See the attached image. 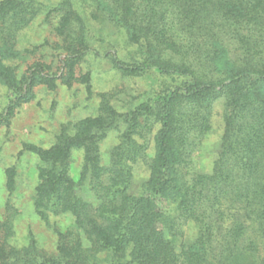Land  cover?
Here are the masks:
<instances>
[{
    "label": "trees",
    "instance_id": "obj_1",
    "mask_svg": "<svg viewBox=\"0 0 264 264\" xmlns=\"http://www.w3.org/2000/svg\"><path fill=\"white\" fill-rule=\"evenodd\" d=\"M78 5L100 23L103 52ZM54 11L71 76L93 52L124 74L168 80L126 111L104 97L100 114L74 135L36 148L44 163L33 205L54 228L58 248L41 251L33 235L16 245L17 207L8 199L0 264H264V0H0V125H10L37 84L55 85L44 64L21 73L15 64L24 58L20 32ZM120 34L127 52L111 40ZM218 105L223 134L211 168L202 170L195 155ZM121 125L105 163L101 142ZM76 149L83 161L75 179ZM140 160L149 174L137 192L133 164ZM8 172L13 194L15 168ZM52 216L71 222L62 228Z\"/></svg>",
    "mask_w": 264,
    "mask_h": 264
},
{
    "label": "rangeland",
    "instance_id": "obj_2",
    "mask_svg": "<svg viewBox=\"0 0 264 264\" xmlns=\"http://www.w3.org/2000/svg\"><path fill=\"white\" fill-rule=\"evenodd\" d=\"M48 4H57L60 0H42ZM77 8L88 17L92 26V38L96 47L103 52L104 42L100 36V23L92 17L91 8L78 5ZM61 14L54 11L40 14L18 36V47L24 58L15 61L19 72H25L35 64H44L47 71L57 75L55 85L37 84L35 96L17 108L10 125H0V220L5 213V204L10 199L17 207L15 222L16 245L29 242L35 236L38 247L46 253L58 248V236L52 226L40 218L33 205L36 187L40 182V166L43 160L36 148L50 149L64 134L74 135L80 122L100 114V104L108 97L119 112L126 111L140 100L147 98L155 90L164 86L167 78L154 74H124L113 69L108 60L88 52L79 60L74 76L67 71L66 51L63 37L57 26ZM99 39V38H98ZM112 42L123 46L127 52L123 36L112 37ZM89 76V80H86ZM4 91V87L0 88ZM125 127L111 129L101 142L104 162L109 161V152L121 140ZM223 134L221 106H216L213 117V129L207 135L203 148L196 153L198 168L208 170L212 166L217 147ZM153 145L150 146L151 153ZM72 175L78 178L83 161V150L73 151ZM15 168L16 190L11 194L7 188L8 170ZM149 171L143 161L133 164L131 189L142 190ZM58 220L66 228L71 220L66 217L52 216L51 222ZM193 236V226L187 228Z\"/></svg>",
    "mask_w": 264,
    "mask_h": 264
}]
</instances>
